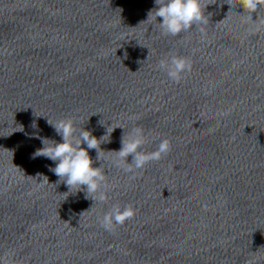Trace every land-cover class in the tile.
<instances>
[{"label":"water","instance_id":"1","mask_svg":"<svg viewBox=\"0 0 264 264\" xmlns=\"http://www.w3.org/2000/svg\"><path fill=\"white\" fill-rule=\"evenodd\" d=\"M228 2L172 36L155 0H0V262L264 264V7ZM171 55L192 61L179 82L157 68ZM63 118L97 138L119 126L88 150L107 202L33 158ZM134 127L171 151L125 172L114 151ZM114 205L136 214L109 232Z\"/></svg>","mask_w":264,"mask_h":264},{"label":"clouds","instance_id":"2","mask_svg":"<svg viewBox=\"0 0 264 264\" xmlns=\"http://www.w3.org/2000/svg\"><path fill=\"white\" fill-rule=\"evenodd\" d=\"M155 4L158 7L153 9L154 12L153 10L149 12L148 18L153 16L156 20L158 17L162 18L159 26L164 35L177 36L192 29L193 25L201 33L204 32L202 26L208 23V16L205 15V8L208 4H204L203 0H155ZM226 4L230 7L236 5L232 0ZM239 5L250 14L249 19H252L251 14L255 13L258 8L264 7V0H239ZM157 68L166 72L170 80L179 82L186 73L191 72L192 61L187 57L171 55L168 59H161ZM48 123L57 135L62 137L63 142L57 143L37 135L36 138L42 140L43 147L36 150L33 158L45 157L56 162V166L49 167V171L57 175L58 182L65 183L70 192L73 189L75 192L84 191L86 199L94 202H107L108 184L105 171L102 166L93 167V160L88 150L95 149L98 154L97 159H100V145L109 142L111 133L119 126L106 127V134L97 138L92 135L91 131L84 129L77 134L71 118H63L55 123L48 120ZM33 127L36 125L33 124ZM19 131H23V128ZM106 137L108 139H105ZM121 143V149L114 152L119 158L117 166L123 167L125 172L143 169L149 162L159 161L171 151V142L168 139L161 140L155 151H145L144 145L147 143V138L140 127H134L126 139L123 135ZM82 144H86L87 147H81ZM129 156L132 157L131 163L128 162ZM43 178L48 183L47 177ZM204 207L207 208V205ZM135 214L136 210L131 205L123 208L114 205L98 222L106 231L112 232L116 226H123Z\"/></svg>","mask_w":264,"mask_h":264}]
</instances>
